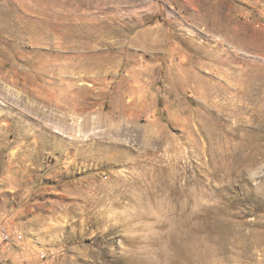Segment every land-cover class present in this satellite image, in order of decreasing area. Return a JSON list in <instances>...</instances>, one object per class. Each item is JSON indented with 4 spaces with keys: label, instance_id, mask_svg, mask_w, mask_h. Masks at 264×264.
Returning a JSON list of instances; mask_svg holds the SVG:
<instances>
[{
    "label": "rangeland",
    "instance_id": "1",
    "mask_svg": "<svg viewBox=\"0 0 264 264\" xmlns=\"http://www.w3.org/2000/svg\"><path fill=\"white\" fill-rule=\"evenodd\" d=\"M0 264H264V0H0Z\"/></svg>",
    "mask_w": 264,
    "mask_h": 264
},
{
    "label": "built area",
    "instance_id": "2",
    "mask_svg": "<svg viewBox=\"0 0 264 264\" xmlns=\"http://www.w3.org/2000/svg\"><path fill=\"white\" fill-rule=\"evenodd\" d=\"M3 237H4V238H7L8 236H7V235H4ZM7 239H8V238H7ZM7 239H6V240H7Z\"/></svg>",
    "mask_w": 264,
    "mask_h": 264
}]
</instances>
